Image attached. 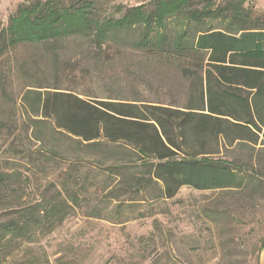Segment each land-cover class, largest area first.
<instances>
[{
  "label": "trees",
  "instance_id": "obj_1",
  "mask_svg": "<svg viewBox=\"0 0 264 264\" xmlns=\"http://www.w3.org/2000/svg\"><path fill=\"white\" fill-rule=\"evenodd\" d=\"M244 3L17 5L0 23V203L8 214L0 256L18 239L51 233L98 189L112 199L126 191L128 215L120 204L87 212L116 223L144 216L131 217L134 202H166L184 186L264 193L263 172L223 155L264 149V14ZM50 175L54 192L44 186L37 201H21ZM55 264L77 263L60 256Z\"/></svg>",
  "mask_w": 264,
  "mask_h": 264
},
{
  "label": "rangeland",
  "instance_id": "obj_2",
  "mask_svg": "<svg viewBox=\"0 0 264 264\" xmlns=\"http://www.w3.org/2000/svg\"><path fill=\"white\" fill-rule=\"evenodd\" d=\"M101 1L109 10L118 5L126 8L149 3V0ZM20 2L22 0H0V23H6ZM244 6L251 7L254 14H264V0H245ZM20 52L26 56L34 51L21 48ZM263 150L260 145L253 148L234 146L223 155L264 173V160L257 157ZM54 181L55 177L50 175L41 185L34 183L29 191H25L21 201H37L39 190L44 186L50 188L51 185L47 184ZM54 190L56 187H51L47 194ZM90 190L92 192V188ZM105 193L96 190L94 199L83 209L76 208L51 233H38L30 241L18 239L9 253L0 256V264H29L33 261L55 264V259L60 256L77 264H258L260 243L264 237V193L205 192L184 186L174 199L166 202L157 203L151 199L134 202L138 206L134 207L136 212L131 213V217L137 212L144 216L122 223L88 216L92 207L103 208L104 215L116 210L119 204L121 211H128L127 204L131 201L126 191H116L119 197L115 199L105 198ZM11 202L16 205L18 201L13 197ZM164 207H169L168 212L161 211ZM212 212L214 221L209 217ZM7 215L0 203V223ZM152 232L157 236L154 244L147 238ZM139 237H143L141 242ZM154 245L156 251L162 253V257L157 256L160 262L156 263L152 259Z\"/></svg>",
  "mask_w": 264,
  "mask_h": 264
},
{
  "label": "crops",
  "instance_id": "obj_3",
  "mask_svg": "<svg viewBox=\"0 0 264 264\" xmlns=\"http://www.w3.org/2000/svg\"><path fill=\"white\" fill-rule=\"evenodd\" d=\"M258 264H264V244H263L261 251L259 253Z\"/></svg>",
  "mask_w": 264,
  "mask_h": 264
}]
</instances>
